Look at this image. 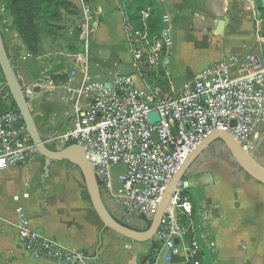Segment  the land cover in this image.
<instances>
[{"label": "crops", "instance_id": "1", "mask_svg": "<svg viewBox=\"0 0 264 264\" xmlns=\"http://www.w3.org/2000/svg\"><path fill=\"white\" fill-rule=\"evenodd\" d=\"M90 1L92 16L97 21L90 41L102 58L99 59V63L106 66L107 63L114 62L112 56L121 57L129 62L128 67L132 68H128L129 70L144 73L143 77L149 80L147 85H140L137 82L138 76L121 74L132 75L139 88L152 89L153 81L162 85V70L155 75L154 72H141L134 68L122 16L116 9V0L108 5L98 0ZM157 2L163 12L172 16V30L179 22L188 23L193 14L195 25L203 26V23L208 22L205 26L210 28V32L221 37L222 45L212 46L213 58L201 70L225 57L242 55L257 49L252 21L254 0H198L197 3H193V0H157ZM195 7L200 8L201 15L193 13ZM115 11L120 15V32L123 33V37L120 35L118 41L121 44H118L117 40L114 43H107L113 29L109 22L103 20L104 16L116 15ZM220 20H224L225 25L222 34L217 35L215 30ZM69 30L65 27L63 32ZM63 32L41 38V49L37 55L30 54L19 38L10 48L5 45L29 98V107L34 115L36 128L44 142L55 149H59V146L52 138L70 130L75 120L74 100L77 97L72 92L80 85L83 67V63L76 60L80 54L70 53L65 48L66 41L64 36H61ZM127 50L130 52L129 55ZM233 52L235 54H232ZM107 53L111 59L105 57ZM83 60L93 81L109 83L114 79L103 78V69H100L99 74L90 72L91 60L87 54ZM108 68L113 70L111 67ZM72 70L76 74L70 79ZM5 88L0 74V94H3V100L9 96ZM82 99L80 98L78 102L83 108L85 102ZM9 105L10 101L7 99L0 109H5ZM252 155L264 166L263 157L256 147ZM58 163H52L45 174L44 160L35 155L28 164L0 171V255L7 257L6 262L57 264L37 258L18 241L16 224L19 210L27 216L30 228L40 231L43 238L66 249L84 252L87 259L84 264H149L147 258L151 244L120 239L118 237L120 235L101 227L89 209L86 207L78 209L76 201L74 199L70 201V195L60 190V186L52 178L53 173L62 170ZM183 181L185 184H181L180 188L185 191L192 204L195 200L200 211L198 224L203 228L196 233V237L200 242L201 263L264 264V184L241 170L219 140L209 143ZM110 202L111 208L119 209L122 217L144 230L143 225H140L141 222L144 224L142 217L129 216L112 198ZM104 203L106 205L105 200ZM151 264H188V261L184 255L159 258L155 256Z\"/></svg>", "mask_w": 264, "mask_h": 264}, {"label": "built area", "instance_id": "2", "mask_svg": "<svg viewBox=\"0 0 264 264\" xmlns=\"http://www.w3.org/2000/svg\"><path fill=\"white\" fill-rule=\"evenodd\" d=\"M79 26L85 55L97 21L91 1L79 0ZM131 49L133 66L143 72L162 70V85L141 89L132 75H118L105 83L93 81L82 55L80 85L72 94L75 120L72 128L52 141L63 147L77 143L84 149L103 190L127 215L151 220L164 189L186 156L211 132L235 137L250 155L260 128L264 127V38L255 28L257 49L231 55L198 72L173 95L168 94L172 49V16L163 12L159 33L144 45L133 31L127 3L116 0ZM195 19V18H194ZM76 72L70 71V79ZM80 98L85 102L79 104ZM156 112L157 122L148 115ZM15 111L0 112V171L28 164L35 156L32 144ZM179 187L154 236L156 258L184 255L188 264L201 263L200 242L190 220L192 202ZM16 235L21 245L39 259L57 264H84V252L69 250L31 229L27 216L17 211ZM188 219L182 224L180 218ZM198 225V230H202ZM207 239V237H204ZM177 241V242H176Z\"/></svg>", "mask_w": 264, "mask_h": 264}, {"label": "rangeland", "instance_id": "3", "mask_svg": "<svg viewBox=\"0 0 264 264\" xmlns=\"http://www.w3.org/2000/svg\"><path fill=\"white\" fill-rule=\"evenodd\" d=\"M77 10L75 12H71L70 14L65 13L63 16V19L59 21L58 23H55L56 32L53 34L56 35L59 32H63V29L69 28V32H63L61 36H64L66 41V47L67 50H69L70 53H79L80 55H85V49L83 44L81 43L80 39L77 40L78 30L77 27L81 25L82 23V16L81 11L79 9V0H68ZM103 2L104 5L111 4L114 0H98ZM126 3L129 2V0H124ZM198 0H193V3H197ZM254 6V16H253V27L256 28L257 26L260 27L259 32V38L263 37L264 29V10L261 7L260 0H254L253 2ZM4 4L2 0H0V28H1V34L3 36L4 45H6L7 48H10L11 45H14L17 41V34L9 28L10 26V17L4 13ZM193 13L200 14V8L195 7L193 10ZM116 12V11H115ZM193 15V14H192ZM191 15L190 21L186 24H182L181 22L178 23V25H175L174 30H172V37H173V43H172V52L170 57V65H169V80L166 76V88L168 91V94L170 96L173 95V91L178 89L184 82L183 80H187L190 77H194L200 70L209 64V62L213 58V45H222L221 43V37L215 36L210 32V28L206 27L205 25L208 24V22L203 23V26H197L195 25V19L194 16ZM201 15V14H200ZM148 17V14H145L143 16V21L146 20ZM104 22H109L112 29L113 34L112 36L107 39V43H114L119 42L118 44H121L119 40V37L121 35V38L123 37V33L120 32V15L118 12H116V15L112 16H104ZM64 25V27L62 26ZM200 25V24H199ZM209 26V25H208ZM44 37V36H43ZM42 37V38H43ZM48 37V35H46ZM256 33L255 38L257 41ZM145 44H149L151 42V39L149 40L146 36H143ZM125 45V43H122ZM123 45V46H124ZM87 51V56L90 58L89 67L90 72L93 74H99L100 69H103V78L111 79L113 77H116L121 74H132L138 76V83L141 85H147L149 83V80L144 78V73H139L135 70H129V62L125 61L121 57H113V63H107L106 66L99 63L100 58L99 53L96 51V48H94L93 43L90 41L89 47ZM127 53L129 55V50H127ZM232 54H235L234 52ZM109 54L107 53L105 57H108ZM225 56H222L224 58ZM226 58V57H225ZM218 59V58H217ZM98 60V61H97ZM108 61V60H107ZM106 61V62H107ZM108 67H111L113 70L109 69ZM121 67V68H120ZM126 70L124 71V69ZM123 71H122V70ZM132 69V68H131ZM128 70V71H127ZM147 79V80H146ZM151 87V86H149ZM60 148L63 146L60 143H56ZM54 147V146H53ZM255 147L258 152L261 153L263 160H264V127L260 128L257 140L255 142ZM59 167L62 168V170H58L56 173H53L54 182L60 186V190L63 192H66L70 195V201L74 199L76 201V206L78 209H83L86 207L93 213L94 220L98 222L101 227L102 224L99 222L98 217L96 216L90 201L86 200L84 198V195H86V189L83 182V179L81 177L80 172L76 167L73 165L61 161L58 163ZM54 167V166H53ZM105 198L106 205H108V208H111L110 205V195L107 191H105ZM71 204H73L71 202ZM110 206V207H109ZM113 216L118 218L119 220L123 221L127 226L135 229V230H143L139 229L140 226L133 223L132 221H129L122 217L121 212L117 208H111L110 209ZM143 225L142 227L144 230L146 229V225ZM120 239L125 240V238L118 236ZM126 241V240H125ZM151 244L150 242H147ZM7 257L0 255V264H9L7 263Z\"/></svg>", "mask_w": 264, "mask_h": 264}, {"label": "water", "instance_id": "4", "mask_svg": "<svg viewBox=\"0 0 264 264\" xmlns=\"http://www.w3.org/2000/svg\"><path fill=\"white\" fill-rule=\"evenodd\" d=\"M262 9L264 10V0H260ZM225 25L224 20L217 23L215 33L222 34ZM0 70L4 78L5 87L8 89V95L12 98L15 107L21 117L27 138L30 140L34 154L44 159V171L48 173V167L54 162L65 161L78 169L83 179L86 193L89 197L90 204L101 222L103 228L108 229L126 239L136 243L152 242L154 236L160 226L162 218L165 216L170 205V199L173 193L185 184L183 181L187 177L188 172L200 156L202 151L210 142L219 140L228 149L235 161V164L253 179L264 184V166L260 164L253 155L245 153L238 140L229 133L215 130L204 138L184 159L180 167L177 169L173 177L166 185L162 197L159 201L155 214L150 220V225L145 230H135L120 224L114 219L102 198L98 180L95 176L94 169L86 157L84 149L81 145L74 143L64 146L60 149H50L44 142L38 132L34 115L29 107V98L24 91L20 77L8 56L5 49L4 41L1 36L0 28ZM108 88L109 84L105 83ZM151 122L158 121L156 112L148 115ZM187 182V181H186ZM40 233V231H38ZM177 242V241H176Z\"/></svg>", "mask_w": 264, "mask_h": 264}, {"label": "trees", "instance_id": "5", "mask_svg": "<svg viewBox=\"0 0 264 264\" xmlns=\"http://www.w3.org/2000/svg\"><path fill=\"white\" fill-rule=\"evenodd\" d=\"M2 2L4 4V13H6L11 18L9 28L17 34L24 47L32 55H37L40 52L41 38L43 36L54 35L53 33L56 32L57 29L55 27V23L61 21L64 14H70L71 12H75L77 10L68 0H2ZM127 11L129 13L133 31L138 34V37L142 40V42H144L143 36H146L150 40L159 33L161 29V16L163 14V10L157 0H129L127 3ZM145 14H148V17L143 21V16ZM77 30L78 40L80 33L78 27ZM0 74L4 81L1 70ZM150 77L151 74L149 73V79ZM5 91L8 93L7 88H5ZM2 96L3 94H0V108L5 104V100L7 99L10 101V105L5 109H0V112H18L12 98L7 96V98L3 100ZM20 125L24 127L22 120L20 121ZM28 142L31 144L29 139ZM70 144L74 143H69L68 145ZM49 148L55 149L52 146H49ZM41 159L44 160L43 158ZM98 184L100 189H102L101 184L99 182ZM182 193L185 194V191L183 190ZM84 198L89 201L87 193L84 195ZM199 216L200 211L197 207V203L194 200L192 204V215L190 220L196 227V233L199 231ZM114 219L120 224L129 227L123 221L118 220L115 217ZM141 219L144 221V224L147 228L150 225V220L143 217ZM180 221L182 224H186L188 219L182 217L180 218ZM157 249L158 245L153 240L151 242L147 258L149 264L154 261Z\"/></svg>", "mask_w": 264, "mask_h": 264}, {"label": "flooded vegetation", "instance_id": "6", "mask_svg": "<svg viewBox=\"0 0 264 264\" xmlns=\"http://www.w3.org/2000/svg\"><path fill=\"white\" fill-rule=\"evenodd\" d=\"M101 190V194H102V198H103V200H104V198H105V192H104V190H103V188L102 189H100ZM108 208V207H107ZM108 210L110 211V209L108 208ZM111 212V211H110Z\"/></svg>", "mask_w": 264, "mask_h": 264}]
</instances>
